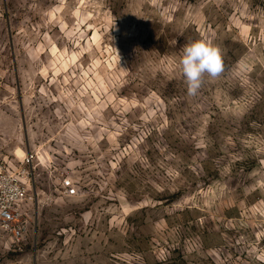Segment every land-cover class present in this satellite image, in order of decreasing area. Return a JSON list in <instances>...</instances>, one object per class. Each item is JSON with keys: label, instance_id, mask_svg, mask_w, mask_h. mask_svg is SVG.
I'll return each instance as SVG.
<instances>
[{"label": "rangeland", "instance_id": "374dc122", "mask_svg": "<svg viewBox=\"0 0 264 264\" xmlns=\"http://www.w3.org/2000/svg\"><path fill=\"white\" fill-rule=\"evenodd\" d=\"M224 72L189 96L183 47ZM35 151L25 264H264V0H0V154Z\"/></svg>", "mask_w": 264, "mask_h": 264}, {"label": "built area", "instance_id": "2783aa9c", "mask_svg": "<svg viewBox=\"0 0 264 264\" xmlns=\"http://www.w3.org/2000/svg\"><path fill=\"white\" fill-rule=\"evenodd\" d=\"M37 158L35 151H28L19 161L0 154V264H25L9 253L19 251L30 232L27 204Z\"/></svg>", "mask_w": 264, "mask_h": 264}, {"label": "clouds", "instance_id": "9594fccd", "mask_svg": "<svg viewBox=\"0 0 264 264\" xmlns=\"http://www.w3.org/2000/svg\"><path fill=\"white\" fill-rule=\"evenodd\" d=\"M189 96H196L207 79H217L224 72L223 52L210 40L189 41L178 61Z\"/></svg>", "mask_w": 264, "mask_h": 264}, {"label": "bare ground", "instance_id": "6f19581e", "mask_svg": "<svg viewBox=\"0 0 264 264\" xmlns=\"http://www.w3.org/2000/svg\"><path fill=\"white\" fill-rule=\"evenodd\" d=\"M17 153H18V155L20 156V157H24L25 156V151L22 149V148H18L17 149Z\"/></svg>", "mask_w": 264, "mask_h": 264}]
</instances>
